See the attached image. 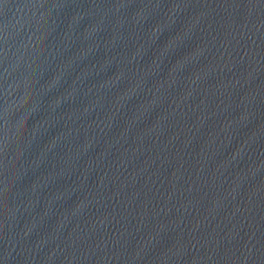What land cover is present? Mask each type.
<instances>
[{"label": "water", "instance_id": "obj_1", "mask_svg": "<svg viewBox=\"0 0 264 264\" xmlns=\"http://www.w3.org/2000/svg\"><path fill=\"white\" fill-rule=\"evenodd\" d=\"M0 264H264V0H0Z\"/></svg>", "mask_w": 264, "mask_h": 264}]
</instances>
